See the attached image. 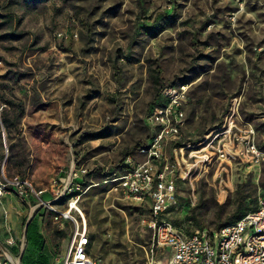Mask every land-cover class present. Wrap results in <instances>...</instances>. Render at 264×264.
Masks as SVG:
<instances>
[{"label":"rangeland","instance_id":"obj_1","mask_svg":"<svg viewBox=\"0 0 264 264\" xmlns=\"http://www.w3.org/2000/svg\"><path fill=\"white\" fill-rule=\"evenodd\" d=\"M181 86L156 167L189 235L264 200V0H0V242L19 264H61L74 223L55 216L75 208L98 264H165L149 202L110 180L148 160V116Z\"/></svg>","mask_w":264,"mask_h":264},{"label":"built area","instance_id":"obj_2","mask_svg":"<svg viewBox=\"0 0 264 264\" xmlns=\"http://www.w3.org/2000/svg\"><path fill=\"white\" fill-rule=\"evenodd\" d=\"M161 94L166 103L154 107L148 116L152 131L148 160L132 165L110 181L116 182L126 197L149 202L146 223L155 246L161 248L162 254H167L165 264H264V200L259 201L254 210L211 232L187 235L164 217L175 203V183L171 175L174 169L168 163L157 168L156 161L161 159L164 143L179 137L184 122L185 89L183 86L179 89L165 87ZM9 183L19 185L16 178ZM4 187L5 184L1 185L0 193ZM75 210L77 219L69 213L55 216V219H71L74 223L61 264H98L90 253L86 219L78 208ZM8 243L12 244L13 240L10 238ZM0 247L3 250L1 242Z\"/></svg>","mask_w":264,"mask_h":264},{"label":"trees","instance_id":"obj_3","mask_svg":"<svg viewBox=\"0 0 264 264\" xmlns=\"http://www.w3.org/2000/svg\"><path fill=\"white\" fill-rule=\"evenodd\" d=\"M239 218L240 217H238L237 219H239ZM234 221L235 220H233L232 222H234ZM232 222H229L226 224H230ZM26 240L33 245H38V247H39L40 237H39V234L35 228V225L32 222H29L27 227H26ZM39 257H41V256H39Z\"/></svg>","mask_w":264,"mask_h":264},{"label":"bare ground","instance_id":"obj_4","mask_svg":"<svg viewBox=\"0 0 264 264\" xmlns=\"http://www.w3.org/2000/svg\"><path fill=\"white\" fill-rule=\"evenodd\" d=\"M75 205V204H74ZM82 213V212H81ZM83 214V213H82ZM3 253H4V255H5V257L7 258V260L9 261V263L10 264H19V259L18 258H16V257H14L13 255H11L10 253H9V251L8 250H6V248L5 247H3ZM167 255V254H166Z\"/></svg>","mask_w":264,"mask_h":264},{"label":"water","instance_id":"obj_5","mask_svg":"<svg viewBox=\"0 0 264 264\" xmlns=\"http://www.w3.org/2000/svg\"><path fill=\"white\" fill-rule=\"evenodd\" d=\"M29 222H30L29 220L26 221V224H25V231H26V227H27V225H28Z\"/></svg>","mask_w":264,"mask_h":264}]
</instances>
